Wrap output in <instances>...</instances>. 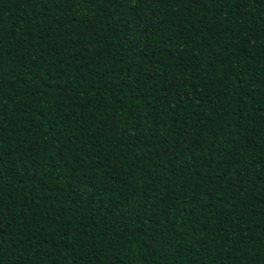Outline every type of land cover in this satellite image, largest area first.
Here are the masks:
<instances>
[{
    "label": "trees",
    "instance_id": "trees-1",
    "mask_svg": "<svg viewBox=\"0 0 264 264\" xmlns=\"http://www.w3.org/2000/svg\"><path fill=\"white\" fill-rule=\"evenodd\" d=\"M0 264H264V0H0Z\"/></svg>",
    "mask_w": 264,
    "mask_h": 264
},
{
    "label": "snow or ice",
    "instance_id": "snow-or-ice-1",
    "mask_svg": "<svg viewBox=\"0 0 264 264\" xmlns=\"http://www.w3.org/2000/svg\"><path fill=\"white\" fill-rule=\"evenodd\" d=\"M152 2L153 0H145V3L147 4L149 8L152 7ZM176 2L177 0H170V3L175 4ZM193 2H196V0H193ZM247 2L248 0H239V6L243 7ZM252 2H256V0H252ZM41 3H43V0H41Z\"/></svg>",
    "mask_w": 264,
    "mask_h": 264
}]
</instances>
